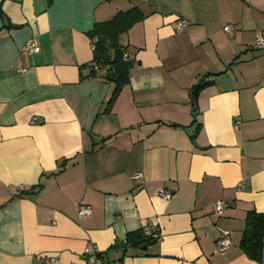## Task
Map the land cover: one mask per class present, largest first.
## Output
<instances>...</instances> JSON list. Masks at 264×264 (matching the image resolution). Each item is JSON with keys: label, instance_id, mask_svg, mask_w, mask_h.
I'll use <instances>...</instances> for the list:
<instances>
[{"label": "crops", "instance_id": "1", "mask_svg": "<svg viewBox=\"0 0 264 264\" xmlns=\"http://www.w3.org/2000/svg\"><path fill=\"white\" fill-rule=\"evenodd\" d=\"M133 8L145 19L121 42L136 65L107 113L115 84L89 77V33ZM258 34L264 0H0V264H88L91 244L121 264H258L241 248L264 213ZM149 223L159 241L126 246Z\"/></svg>", "mask_w": 264, "mask_h": 264}, {"label": "trees", "instance_id": "2", "mask_svg": "<svg viewBox=\"0 0 264 264\" xmlns=\"http://www.w3.org/2000/svg\"><path fill=\"white\" fill-rule=\"evenodd\" d=\"M145 19V15L139 8L119 12L112 20L95 24L89 33L94 40V60L93 64L99 66V70L92 68L89 77H95L99 71L106 70L113 73L111 80L115 84L114 92L107 104L105 112H110L117 101L123 88L130 84V72L136 65L131 58L126 60V54H130V47L121 42V36L129 32L138 22ZM210 84L205 80L201 81L193 90V108L199 110V97L201 92ZM69 160L64 161L63 166ZM246 229L241 242V248L247 256L264 264V213L250 211L246 219ZM159 239L149 237L145 234L144 228L141 231L131 233L126 242V246L143 248L155 245Z\"/></svg>", "mask_w": 264, "mask_h": 264}, {"label": "built area", "instance_id": "3", "mask_svg": "<svg viewBox=\"0 0 264 264\" xmlns=\"http://www.w3.org/2000/svg\"><path fill=\"white\" fill-rule=\"evenodd\" d=\"M190 26V22L187 19H181L177 23V29L179 32H184L188 27ZM225 31L229 35H234L236 31L235 25L231 24L225 27ZM95 43H93L94 49H95ZM256 46L257 47H264V36L262 34L257 35L256 39ZM28 51L30 53H39L41 51V47L37 42H32L28 46ZM131 58L130 54H126L125 59L128 60ZM92 68L95 70H99V66L97 64L91 65L87 69V73L90 74L92 71ZM240 125V122L236 123V128H238ZM144 178L143 173H137L133 175V179H142ZM163 198L170 200L173 196V193L168 190H163L161 192ZM229 207L228 203L224 201H219L216 203V211L218 214H223L224 211ZM94 213L93 208L90 205L87 204H81L78 208V214L83 217H90ZM145 234L149 237H153L155 239H160L161 238V233L155 228L154 224L149 223L144 227ZM233 243L231 241V238L229 236H222L218 241H217V247L218 251L221 253L227 252L231 247ZM85 259L87 260L88 264H121L120 262H108L105 261L102 256L100 250L97 248L96 245H88L87 248L85 249L84 252ZM51 263H58L59 261L56 259H51Z\"/></svg>", "mask_w": 264, "mask_h": 264}, {"label": "water", "instance_id": "4", "mask_svg": "<svg viewBox=\"0 0 264 264\" xmlns=\"http://www.w3.org/2000/svg\"><path fill=\"white\" fill-rule=\"evenodd\" d=\"M7 26L9 27V23L7 22ZM107 77H108V79H110V80H112L113 79V73L112 72H109V73H107ZM191 130H192V128H191Z\"/></svg>", "mask_w": 264, "mask_h": 264}]
</instances>
